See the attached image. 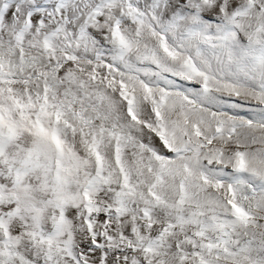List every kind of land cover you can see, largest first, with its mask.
I'll return each instance as SVG.
<instances>
[{"label": "snow or ice", "instance_id": "6c2138e0", "mask_svg": "<svg viewBox=\"0 0 264 264\" xmlns=\"http://www.w3.org/2000/svg\"><path fill=\"white\" fill-rule=\"evenodd\" d=\"M0 264H264V0H0Z\"/></svg>", "mask_w": 264, "mask_h": 264}]
</instances>
